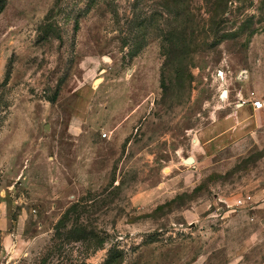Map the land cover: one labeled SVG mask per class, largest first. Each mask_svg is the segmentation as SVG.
I'll use <instances>...</instances> for the list:
<instances>
[{
  "label": "rangeland",
  "instance_id": "1",
  "mask_svg": "<svg viewBox=\"0 0 264 264\" xmlns=\"http://www.w3.org/2000/svg\"><path fill=\"white\" fill-rule=\"evenodd\" d=\"M228 1L0 0V264H263L264 108L206 145L264 101V0Z\"/></svg>",
  "mask_w": 264,
  "mask_h": 264
},
{
  "label": "crops",
  "instance_id": "2",
  "mask_svg": "<svg viewBox=\"0 0 264 264\" xmlns=\"http://www.w3.org/2000/svg\"><path fill=\"white\" fill-rule=\"evenodd\" d=\"M262 114L263 109L254 110L248 104L238 106L232 114L220 119L219 132H214V135L207 140L206 145L210 148L216 145L223 149L224 145L255 136ZM216 125H212L211 128L215 129ZM261 262L264 264V253Z\"/></svg>",
  "mask_w": 264,
  "mask_h": 264
},
{
  "label": "built area",
  "instance_id": "3",
  "mask_svg": "<svg viewBox=\"0 0 264 264\" xmlns=\"http://www.w3.org/2000/svg\"><path fill=\"white\" fill-rule=\"evenodd\" d=\"M245 103L246 102H242L241 105H243ZM247 103H248V105L252 106L254 110H262L264 108V106H263L264 101L263 100L253 99L250 102L247 101ZM101 136H102V138L107 137L105 133H102ZM251 199L252 198L249 195L240 197L234 201V206H244L246 204L250 205Z\"/></svg>",
  "mask_w": 264,
  "mask_h": 264
},
{
  "label": "trees",
  "instance_id": "4",
  "mask_svg": "<svg viewBox=\"0 0 264 264\" xmlns=\"http://www.w3.org/2000/svg\"><path fill=\"white\" fill-rule=\"evenodd\" d=\"M228 2L231 3V1H228V0H217V5L220 8H223V9L227 10L228 9Z\"/></svg>",
  "mask_w": 264,
  "mask_h": 264
},
{
  "label": "water",
  "instance_id": "5",
  "mask_svg": "<svg viewBox=\"0 0 264 264\" xmlns=\"http://www.w3.org/2000/svg\"><path fill=\"white\" fill-rule=\"evenodd\" d=\"M224 92L225 91L221 92V96L222 97H223ZM183 161L186 162V163H193L194 162L193 158H191V157L185 158Z\"/></svg>",
  "mask_w": 264,
  "mask_h": 264
},
{
  "label": "bare ground",
  "instance_id": "6",
  "mask_svg": "<svg viewBox=\"0 0 264 264\" xmlns=\"http://www.w3.org/2000/svg\"><path fill=\"white\" fill-rule=\"evenodd\" d=\"M225 96H226V93L224 92L223 97H225ZM223 97H222V98H223Z\"/></svg>",
  "mask_w": 264,
  "mask_h": 264
}]
</instances>
